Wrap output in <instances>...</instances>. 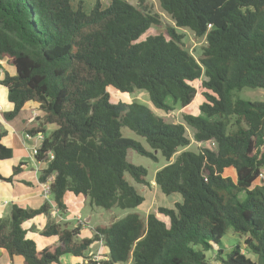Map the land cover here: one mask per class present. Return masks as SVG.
<instances>
[{
	"label": "trees",
	"instance_id": "trees-1",
	"mask_svg": "<svg viewBox=\"0 0 264 264\" xmlns=\"http://www.w3.org/2000/svg\"><path fill=\"white\" fill-rule=\"evenodd\" d=\"M72 2L0 0V58L16 68L0 81L14 105L4 116L13 119L36 101L43 125H54L41 130L46 135L35 156L47 166L39 182L52 179L49 194L61 212L67 192L107 210L136 208L146 199L138 185H148V170L129 161L133 149L169 161L155 182L163 194L182 199L159 207L169 224L155 211L146 218L130 212L81 240L80 228L49 218L42 235L56 241L42 249L23 223L49 217L51 204H13L10 215L0 217V247L26 264H67L64 255L97 264L90 251L98 241L107 249L101 264H210L209 251L221 264H264V101L236 96L244 88H264V0H161L175 26L166 24L145 38L163 21L144 0H96L89 13L82 1L76 8ZM176 27L206 36L199 58L184 47ZM203 77L201 114L183 118L197 142L214 147L177 156L191 143L184 123L167 122L143 102H112L108 91H146L168 113L192 104L198 94L193 82ZM123 128L145 138L151 150L124 136ZM4 136L0 130V160L13 154ZM24 166H14L9 177L0 174V180L13 181ZM229 233L241 238L230 250L223 242Z\"/></svg>",
	"mask_w": 264,
	"mask_h": 264
},
{
	"label": "crops",
	"instance_id": "crops-1",
	"mask_svg": "<svg viewBox=\"0 0 264 264\" xmlns=\"http://www.w3.org/2000/svg\"><path fill=\"white\" fill-rule=\"evenodd\" d=\"M6 72L10 75H15L16 68L8 62L7 57H2L0 58V81L4 78ZM13 108L14 105L8 98L7 87L0 83V130L5 132L2 141L13 151L12 157L0 160V174L4 177H9L13 172L14 166L21 162L25 163L23 171L16 175L13 181L0 180V217L9 216L13 204L25 208H39L45 202H49L52 206L50 211L51 215L49 217L39 215L23 223V227L27 231V237L34 239L38 249H42L56 241V237L48 238L42 235V231L49 218L55 219L57 223H63V225L72 229L73 226L71 223L72 221L75 222V220L67 215V212L70 209V203H75L79 208L84 205L86 206L87 204L90 206L92 205L87 197L80 199L81 197L79 196L84 195L74 194L75 197H71L69 195L71 192H67L64 198L67 205L65 212H61L56 208L52 197L50 194L45 193L43 184L39 182V171L45 168L47 163L37 161L34 154V149L39 147L42 143L41 137L46 135L41 130L49 132L54 129V125H43L44 112L36 101H28L15 118L6 119L4 114L12 111ZM27 135H29V137H27ZM228 171L229 170H227V172ZM227 172L226 174H229ZM230 174L234 175L233 173ZM22 181H27L30 184H25ZM78 214L83 217L81 212ZM90 219H92V216H87V220L89 221ZM88 221H86L85 224L76 223L74 226L75 228H80V233L76 237L77 240L92 237V232L94 233L95 228L99 226L96 225L89 229L86 224ZM94 257L96 258L97 255H94ZM106 258L107 257L105 256V259ZM61 261L67 264H80L83 261L87 262V259L72 255H64L61 258ZM0 264L26 263L22 256H10L5 248L0 247Z\"/></svg>",
	"mask_w": 264,
	"mask_h": 264
},
{
	"label": "rangeland",
	"instance_id": "rangeland-1",
	"mask_svg": "<svg viewBox=\"0 0 264 264\" xmlns=\"http://www.w3.org/2000/svg\"><path fill=\"white\" fill-rule=\"evenodd\" d=\"M79 1L83 2L82 5V10L86 13H89L94 4L96 3V0H73L72 4L76 8L77 4ZM109 0H102L104 4H107ZM129 2L133 4H138L140 0H128ZM147 5L150 6V9L153 13H157L161 16L162 19V25L161 26H152L149 31L142 36V38H145L146 35L148 34H155L158 32L163 31L164 27L166 24H170L175 26L174 21L171 19V17L163 10L161 6V0H144ZM179 33L183 34V44L184 47L196 58H199L202 54L204 46L207 44V38L206 36H197L192 30L188 28H179L176 27ZM204 79L201 78L199 80H196L193 82L194 86L197 88L198 94L193 100L192 104L187 106V107H179L176 108L175 110L171 112H164L158 108H156L151 102L149 95L146 91H139L136 90L133 93H122L112 87L108 88V91L111 95V101L112 102H118V101H125V102H132V101H139L147 104L154 110L157 114L161 115L164 117V119L167 122H182L184 123L186 130H187V135L191 139V143L187 147L181 148L176 156L182 152L183 150H191V151H199L202 147H214L212 142H197L194 139V129L190 127L186 121L184 120L183 116L184 114H201V111L199 110L200 104L204 101V96H203V86H202V80ZM236 96L252 100V101H264V88H244L242 90H239L236 92ZM53 127V126H52ZM122 133L124 136L131 137L137 141H140L143 146L151 150L150 146L148 145L147 141L145 138L142 136L136 134L133 130L129 128H123ZM174 156L171 160H174ZM157 159L151 158L146 155H142L138 152H136L133 149H129L128 151V159L130 162L136 165H140L145 167L148 170V185H138L140 188H142V191L146 195L145 201L139 205L136 208L133 209H121V208H113L110 210L99 208V207H93L87 204L86 206H81L79 208L78 205L75 203H70V209L67 212V215L69 217H72V219L75 220V222L72 221L71 225L73 226L72 228H75L74 226L77 224H85L87 220V216H92V219L88 221L87 227L90 229L93 226L99 225V226H106L110 224L111 222L120 219L124 217L126 214L130 212H137L139 213L143 218H146L148 213L155 211L157 212V215L160 219L164 220L166 223L169 224V218L163 214H161L158 209L161 206L165 207H173L174 203L176 201H180L182 198L179 194H173L170 196H167L161 192L159 187L157 186L155 182V174L157 170L165 166L169 161L162 156L160 153L157 154ZM227 173H233L234 171L229 170ZM127 178L134 183V179L127 174ZM264 180V179H263ZM262 181V179H261ZM71 197H75L74 194L69 193ZM81 197L80 199H84L86 197L84 196H79ZM89 200V198H87ZM90 201V200H89ZM92 207V209H91ZM81 212L82 216L81 217L78 213ZM78 221V222H77ZM63 225V223H62ZM92 230V229H91ZM93 235V232L91 236ZM240 237H238L236 234L229 233L227 236L224 238V245L226 249L230 250L233 246H235ZM241 239V238H240ZM90 256L93 261H98L101 264L100 261L105 259L106 251L107 249L105 248V245L102 243V241L96 242L92 247H91ZM247 255L251 257L255 261H259L258 255L247 251ZM94 255H97L95 258ZM208 257H210V264H221L218 261L214 259V255L212 254L211 251L208 252Z\"/></svg>",
	"mask_w": 264,
	"mask_h": 264
},
{
	"label": "built area",
	"instance_id": "built-area-1",
	"mask_svg": "<svg viewBox=\"0 0 264 264\" xmlns=\"http://www.w3.org/2000/svg\"><path fill=\"white\" fill-rule=\"evenodd\" d=\"M27 137H29V135H27ZM42 138V140H43V137H41ZM37 149H38V147H36L35 149H34V154L36 155L37 154ZM260 179H264V175L263 174H261L260 175ZM51 178L49 179V181H47L46 183H43V187H44V190H45V193H47V194H49L50 193V182H51Z\"/></svg>",
	"mask_w": 264,
	"mask_h": 264
}]
</instances>
